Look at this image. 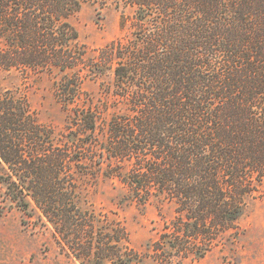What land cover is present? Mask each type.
<instances>
[{
  "label": "trees",
  "instance_id": "1",
  "mask_svg": "<svg viewBox=\"0 0 264 264\" xmlns=\"http://www.w3.org/2000/svg\"><path fill=\"white\" fill-rule=\"evenodd\" d=\"M111 1L0 0V72L53 75L65 113L58 132L0 84V184L81 264L140 258L84 206L102 177L121 205L173 207L152 257L202 258L264 197V0H120L124 34L89 56L71 18Z\"/></svg>",
  "mask_w": 264,
  "mask_h": 264
},
{
  "label": "rangeland",
  "instance_id": "2",
  "mask_svg": "<svg viewBox=\"0 0 264 264\" xmlns=\"http://www.w3.org/2000/svg\"><path fill=\"white\" fill-rule=\"evenodd\" d=\"M119 1L112 0L105 9L96 5L85 6L71 18L79 31L80 44L84 45L89 56H94L98 49L124 34L120 28L121 13L116 9ZM126 11L130 15V10ZM55 80L49 73L0 72V84L4 88H18L25 92L40 121L59 132L65 123V113L54 95ZM85 89L98 94L99 85L87 82ZM121 188L117 180L102 177L84 187V206L105 215L115 229L122 231L124 227L127 230L128 252L140 253L135 264H166L162 259L152 257L149 246L152 248L166 222L173 217V207L159 202H152L145 208L135 204L121 205ZM233 231L236 234L225 245H216L202 258L180 253L172 262L264 264V197L249 200ZM55 235L53 226L39 219L33 205L27 210L20 208L8 198L6 186L0 184V264H81L64 243H58Z\"/></svg>",
  "mask_w": 264,
  "mask_h": 264
}]
</instances>
